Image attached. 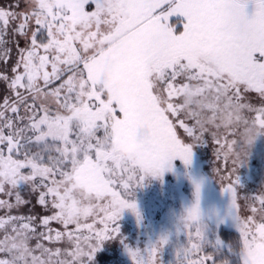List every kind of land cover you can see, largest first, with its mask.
<instances>
[{
    "label": "snow or ice",
    "instance_id": "obj_1",
    "mask_svg": "<svg viewBox=\"0 0 264 264\" xmlns=\"http://www.w3.org/2000/svg\"><path fill=\"white\" fill-rule=\"evenodd\" d=\"M253 2L248 16L246 0H0V46L7 36L17 53L13 58V49L0 51V193L9 185L7 195H15V203L0 199V209L8 210L0 216L6 232L0 253L10 254L0 264H89L101 242L119 233L122 210L131 209L139 220L130 197L146 174L117 160L121 140L137 139L145 166L162 177L176 157L191 163L185 141L204 143L209 131L215 139L221 128L242 125L244 145L246 133L264 129V0ZM97 68L131 73L133 82L105 90ZM253 92L260 107L247 102ZM249 112L256 113L251 121ZM141 116L150 121L143 133L134 123ZM161 135L171 141L167 150L158 147ZM236 144L222 145L225 160ZM238 182L235 177L222 188L232 196L230 214L240 232L228 253H238L242 264H264V222L239 214ZM21 183L30 186L31 200L18 191ZM194 183L193 217L201 187ZM33 200L30 215L8 214ZM251 212L264 220V197ZM52 222L65 230H54ZM181 223L197 243L177 249V264H230L219 238H207L203 221L181 217ZM33 238L35 248L29 246ZM65 238L70 259H58L60 248L40 242ZM167 240L160 237L146 256L128 251L135 264H159ZM205 246L212 255L189 259ZM36 249L47 259L34 255Z\"/></svg>",
    "mask_w": 264,
    "mask_h": 264
},
{
    "label": "rangeland",
    "instance_id": "obj_2",
    "mask_svg": "<svg viewBox=\"0 0 264 264\" xmlns=\"http://www.w3.org/2000/svg\"><path fill=\"white\" fill-rule=\"evenodd\" d=\"M244 11L248 16L253 15L255 11L253 0H246ZM13 26L10 24L9 28ZM5 39L7 43L0 46V51L5 47L13 49L12 56L15 58L17 53L14 50V41L7 36ZM247 102L253 103L256 107L261 106L259 97L254 92L248 96ZM52 110L54 112L55 108L53 107ZM251 113H246L248 119ZM21 114H23V109H21ZM230 133L226 137V141H237L231 158L225 160L223 152L226 149H222L214 141L220 139V135L214 139L212 135L207 136L205 134L204 143L192 144L188 140L192 148L190 164L185 165L179 157H176L172 161V169H166L162 177L149 176L142 186L135 188L134 194L130 198L136 202L140 218L147 222L146 225H143L137 217L132 216L133 221L136 222V232L142 233V242L139 247L141 254L146 255L152 244L156 243L160 237L167 236V243L158 252L159 264H177V249L181 246L197 243L196 239L189 241L187 231L183 230L181 223V216L185 209L196 202L194 181L201 184L199 206L202 221L206 225L205 234L207 238L209 240L218 238L211 235V230L213 225H222L236 230L240 239V232L230 214L232 196L222 188L230 182H234L235 177H238L239 182L236 187L238 191L237 203L241 206L239 214L242 218L249 212L253 216L251 208H259V199L264 197V129L257 132L255 138L246 147V156L245 148L241 142L243 126L237 127L235 134ZM236 153L239 155L237 156ZM199 159H204V161L201 162ZM253 219L257 224L264 222L260 213H256V217L253 216ZM151 233L156 237H153ZM219 240L224 254L229 256L230 264H242L239 254H229V244L224 243L220 238ZM126 252L129 253V251ZM212 254L213 250L205 246L199 252L190 253L189 259L197 260Z\"/></svg>",
    "mask_w": 264,
    "mask_h": 264
},
{
    "label": "flooded vegetation",
    "instance_id": "obj_3",
    "mask_svg": "<svg viewBox=\"0 0 264 264\" xmlns=\"http://www.w3.org/2000/svg\"><path fill=\"white\" fill-rule=\"evenodd\" d=\"M254 112L251 113L249 117V121H251L255 117ZM247 115V114H246ZM248 117V116H247ZM241 129V128H240ZM239 130V129H238ZM237 127H234L232 129H220L218 132H220V147L225 143L226 137L229 135V132L236 133ZM182 133V130H181ZM230 133V134H231ZM183 134V133H182ZM216 142V139L214 140ZM186 143L190 144L188 141H185ZM199 161L203 162V160L199 159ZM202 164V163H201ZM204 165V164H203ZM199 173V172H198ZM174 184V183H171ZM30 192V191H28ZM27 193H21L22 196H24L26 199H29V194ZM6 194V196H4ZM2 195V196H1ZM0 199L2 200H8L9 202L15 203L14 198L12 196L7 195V193H1ZM32 198L30 197V200ZM14 200V201H13ZM35 204V201L33 200L32 203H29L26 208H20V209H13L10 213L11 215H30V209H32L33 205ZM37 211H41L39 206H37ZM7 209H0V216L5 215L7 213ZM137 217L135 213L132 212V210H122L119 219L115 222L116 225L119 227V233L114 238H109L101 242L100 248L97 249V252L95 253L94 258L92 261L89 262V264H135L133 258L128 251L129 248L131 249H139L140 250V244L142 242V233H137L135 230V221H133V217ZM140 223L143 225H146L147 222L144 221L143 218H139ZM144 221V222H143ZM87 223H91L92 220L88 219L87 221H84ZM50 227H52L54 230L64 231L62 225H59L57 222H52ZM74 225L69 226L70 229H74ZM43 229H38V231H42ZM7 234L13 235L11 232V227L9 226L7 228ZM6 234L5 230H0V240L4 238V235ZM54 234V233H53ZM87 234L86 232L84 233ZM154 237L155 235L151 233ZM144 235V234H143ZM156 237V236H155ZM44 244L45 247L52 248L53 250L55 248L61 249V256L58 259H70V257L64 255V250L71 251V245H69L66 242V238L63 241L57 242V243H50L48 241H40ZM37 243L36 238H33L29 241V246L32 248H35V244ZM34 255L41 256V251L39 249H36L33 253ZM143 255V254H142ZM146 256V255H145ZM10 258V254L8 253H0V259ZM42 259H47V256H41ZM57 259V258H54Z\"/></svg>",
    "mask_w": 264,
    "mask_h": 264
},
{
    "label": "clouds",
    "instance_id": "obj_4",
    "mask_svg": "<svg viewBox=\"0 0 264 264\" xmlns=\"http://www.w3.org/2000/svg\"><path fill=\"white\" fill-rule=\"evenodd\" d=\"M95 77L98 82L102 83V86L105 90H113L116 86L127 87L131 85L133 82V75L131 73L119 72V71L108 72L101 68L96 69ZM111 94H112L111 91H109V95ZM134 123L136 125L137 130L141 133L149 130L150 121L143 116L137 118L134 121ZM260 130L261 129L253 128L251 132L245 134L244 145H243L245 150L246 147L249 145V143L247 142L248 137L256 135V133L259 132ZM157 144L161 150H167L171 145V141L167 136L161 135L157 138ZM141 150H142L141 143L137 139L130 137L121 140L115 146L114 155L117 158V160L122 163L127 162L131 164H135L138 167H140L142 170L145 171L146 178L149 176L155 177L153 173L156 171V169H149L145 166L144 161L141 159L139 155ZM194 204L195 203H193L190 207L185 209L184 213L181 216L184 218L185 222L190 224H194L202 221L201 218L202 213L200 206L195 209V217L191 216L190 212L188 211L192 209Z\"/></svg>",
    "mask_w": 264,
    "mask_h": 264
},
{
    "label": "trees",
    "instance_id": "obj_5",
    "mask_svg": "<svg viewBox=\"0 0 264 264\" xmlns=\"http://www.w3.org/2000/svg\"><path fill=\"white\" fill-rule=\"evenodd\" d=\"M10 24H12V23H10ZM221 130H222V128H221ZM212 131H215V129H212ZM206 135L207 136H211V131L206 133ZM219 135H220V132L217 133V136H219ZM33 150H35V149H33ZM5 154H7V153L5 152ZM14 158L22 159L23 157L22 156H14ZM5 189H6L5 193H7V190L10 189V186L9 185H5ZM18 191H20V193H27L28 191H30V186L25 184V183H21L19 185ZM28 194H29V192H28ZM0 195H1V193H0ZM4 196H6V194ZM30 197L31 196H29V199H30ZM12 198H14V200H15V195L14 194L12 195ZM248 216H251L250 212L247 215H244L243 218H246ZM253 216L256 217V214H253ZM211 235L212 236L215 235V237L220 238L224 243L229 244V246L236 245V243L240 240L239 239V233L236 230H234L232 228H227V227L222 226V225H220V226H216V225L214 226L213 225L212 230H211Z\"/></svg>",
    "mask_w": 264,
    "mask_h": 264
},
{
    "label": "water",
    "instance_id": "obj_6",
    "mask_svg": "<svg viewBox=\"0 0 264 264\" xmlns=\"http://www.w3.org/2000/svg\"><path fill=\"white\" fill-rule=\"evenodd\" d=\"M256 115V114H255Z\"/></svg>",
    "mask_w": 264,
    "mask_h": 264
}]
</instances>
